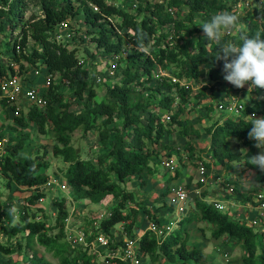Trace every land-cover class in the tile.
I'll return each mask as SVG.
<instances>
[{"label":"trees","instance_id":"obj_1","mask_svg":"<svg viewBox=\"0 0 264 264\" xmlns=\"http://www.w3.org/2000/svg\"><path fill=\"white\" fill-rule=\"evenodd\" d=\"M238 2L124 0L116 6L108 0H0V82L13 75L24 80L29 75L49 78L48 86L39 91L45 101L44 108L26 106L24 115L17 114L12 121L20 127L31 123L37 134L51 140V156L66 165L61 178L71 199L97 205L106 197L112 198L114 205L108 217L95 221L93 230L101 231L113 242L108 244L107 250L117 256L122 243L115 242L116 237L110 230L120 224L125 237L135 240L140 258L147 260V264H203L206 255L202 248L186 245L190 225L203 222L210 227L211 239L224 237L222 242L230 240L240 247L241 264H264V250L256 257L262 245L258 233L216 210L206 201L204 191L193 200L192 210L176 220L171 231L164 230L166 222L155 209L165 208L167 184L178 177V168L173 169L171 178L164 180L163 188L157 191L160 206L155 209L137 201L136 195L123 186L135 178L139 188H151L150 179L158 175V162L154 159L169 157L179 147L175 149L174 145H180L189 161H197L207 171L213 164L223 168L232 162L247 161L254 154L255 141L247 137L251 128L248 116L253 113L264 116V93L260 94L263 101L251 100L235 119L228 117L220 121L207 116L209 120L203 127L180 119L186 105L208 100L211 105L216 91L212 84L222 77L223 61L215 60L218 45L204 38L199 25L218 12L236 14ZM236 15L244 34L252 36L259 30L264 38V8L247 9ZM76 17H80L87 28L84 35L99 56L116 59V78L109 85L103 84L104 95L99 101H95L94 76L76 55V50L66 46L69 40H76L68 32L69 21ZM60 23L66 24L68 40L56 39ZM140 32L148 34L144 49L137 47ZM240 35L239 29L233 30L224 35L223 41L239 44ZM124 50L126 54L122 56ZM36 69H41V73ZM23 79L24 87L31 85ZM0 108L16 110L4 98L0 99ZM211 111L212 106H208L207 112ZM76 130L82 135L96 134L101 153L95 161L81 159L72 147L71 136ZM202 136L206 137V142L197 148ZM27 140L28 135L18 131L1 149L0 175L7 185L18 183L29 195L22 200H8L6 207L0 206V255L6 257L0 264H10V256L23 249L32 253L29 264H49L33 250L34 245L42 248L57 264H100L96 252L66 242L63 220L68 214L64 198L51 200L55 211L51 218L40 208H34L37 201L45 197L38 189L48 178L39 171L46 170L47 165L41 161L43 154L19 156ZM234 142L245 148L243 155L232 151ZM196 152L208 156L210 162H203ZM257 170V185L225 182L224 187L231 185L236 192V196L227 198L250 207L264 203V172ZM256 193L263 194L258 203L251 200ZM10 206L21 208L22 215L15 224L12 214L9 215ZM140 215L148 222H141L143 231L139 234L136 231L133 236ZM47 219L51 223L47 224ZM90 222L92 220L87 226ZM149 224L154 230L144 229ZM259 236L264 237V232ZM111 262L122 264L118 257Z\"/></svg>","mask_w":264,"mask_h":264},{"label":"rangeland","instance_id":"obj_2","mask_svg":"<svg viewBox=\"0 0 264 264\" xmlns=\"http://www.w3.org/2000/svg\"><path fill=\"white\" fill-rule=\"evenodd\" d=\"M123 1L124 0H108V2L114 3L116 6L121 5ZM245 3H247L249 6L245 7ZM237 4V14H242L247 9L252 10L253 8H264V0H239ZM69 24L70 25L68 27V32L71 34V36L74 35L73 38L74 40H76L74 42H71L69 40L66 46L68 49L76 50V55H78V57L83 61V64L88 69L89 73L94 76L93 86L96 91L95 101H99L104 95L103 86L105 84L109 85L112 79L116 78V59L113 57L101 58L99 56L98 52L94 49V45L87 42L86 35H84V32H86L87 28L83 25L80 17H76L73 20L69 21ZM15 32H17V30H15ZM89 53H91V56H88ZM125 54L126 50L122 52V56ZM36 70L40 71L41 73V69ZM158 74L162 75V72ZM29 76H27L26 80H24L21 76L20 79L27 81V84L33 85L38 91H41L47 87L45 85V79L48 78V76H37L35 78H31ZM97 78L100 80L99 83L95 81ZM52 80L53 82L55 81V79ZM212 86H214L216 91L214 94V98L211 99V105L208 103L210 102V100L200 101L195 104L186 105L184 112L180 115V119L182 121L186 120L191 121L193 123L196 122V127H203L205 126L204 124L208 122V117H210L211 120H221L222 118H226L223 117V111L218 110L221 104L220 102L224 97L227 96L229 92L238 91V88L233 87V85H230L228 82H226L223 79V76L220 77L218 81L213 83ZM254 90L257 91L256 88H254ZM253 92L254 91L251 90L243 97H240V101L243 106L247 105L251 100H254L255 98L259 101H263L260 97H256L255 93ZM208 106H212L211 113L207 112ZM16 108L18 109L17 114H20V116L22 117L26 110V103L22 97H20L18 102L16 103ZM172 109H175V106H173ZM13 117H15V115H13L12 111L0 108V149H2V146L4 144H9V142L12 141L13 138L16 136L18 131L27 134L28 140L25 142L24 148L19 153V156L33 157L35 155L42 156L43 154V159L41 161L47 165V169L40 170L39 174L47 176V180L51 183L53 182L58 184H65V182L61 178V172L65 169L66 165L60 159L51 156V140L49 138H46L45 136L37 134L31 123H27L26 127L18 126L12 121ZM165 120H167V117H165ZM171 139L175 140L173 136H171ZM205 140L206 137L202 136L200 140L197 141L198 145H196V147L201 148L206 142ZM71 145L77 151L81 159H89L95 161L96 156L101 153V149L97 142V136L94 132H88L85 135H82L79 130H76L71 136ZM177 146H179L178 149L174 150L169 157L163 156L158 159H154V161L157 160L158 162L156 163L158 175L157 177H153L150 179L151 184L149 183V185H152L151 188L149 186L139 188L137 180L135 178L129 179L123 185L127 191L132 192L136 195L137 201L144 202L147 207L153 206L155 209L157 206H160V203L156 199V197L158 196L157 191L160 190L157 186H159L160 188L161 186L163 187L165 182L162 181V178H171L174 173L173 169L178 168V177L175 180L171 179V181H169L170 183L167 184L169 190L167 189V197L164 198L165 208L161 209V207H157L155 209L157 215L161 216L163 222L167 223L168 221L177 219V217H175V205L173 204L172 199L173 191H175V189L179 188L186 191L187 195H190V198L188 197L189 201L195 200L200 195V193L205 190L204 192L209 196L212 193V196L209 199H206V201L212 204L214 200L213 202H210V199L215 197L217 198L218 196H224V191L222 189L225 188V182L235 181L241 184L242 186H248L249 184L257 185L258 183V168L249 164L247 162L248 160L232 162L223 168L213 164V166H211L210 171H207L203 169V167L199 166V163L197 161H189L186 157V153L181 149L180 145H174L175 149L177 148ZM231 149L235 153H239L241 155L245 153V148H243L239 143H232ZM259 151L260 150L256 148L253 155L257 154ZM196 156H200L203 162H210L208 156H205L203 153L196 152ZM199 184L200 186H198ZM38 192L44 194L45 197L37 201L34 208H40L42 212L47 216V218H51V215H54L55 213L54 208L51 205V200L64 198L65 209L68 214L67 219L68 221H70V226L73 225V228H75L76 230L86 229L88 221H98L102 218H105L114 205L111 197H106L105 200H103L97 205H92L86 200L78 201L75 199H71L72 197L70 198L68 190L66 191L65 189L64 191H61L58 189L57 186L53 185H51L50 188L40 187V189H38ZM28 195L29 192L23 186H20L18 183L15 182H10L7 185L6 179L2 178V176L0 175L1 207L8 206V200H22ZM149 201H152V205L151 203H148ZM14 203L10 204L13 205ZM10 208L11 209L9 210V215L12 214V223L15 224L16 221L19 220L22 215L20 213L21 208L17 206L14 207L16 209L15 212L12 211L13 207L10 206ZM184 210V214L189 210H192V204L190 205V207L187 208L185 206ZM243 211L245 214H247L248 208H245ZM137 222V228L132 231L133 236L136 234V231L138 234L140 231L143 230L141 224L144 222H148V220H142V216L140 215ZM48 223H51V221L47 219V224ZM118 226L119 224L115 225L110 230L111 233L116 237V239L121 238L119 234L120 231L119 229H117ZM260 227L261 228H252L254 232L258 233L260 243H262V245H260V248L258 247L256 253L257 258L260 253H262V251L264 250V237L259 236L260 232H264V221L262 222V224H260ZM156 232L157 234L160 233L159 231ZM209 233L210 227L208 224L199 222L190 225L189 239L186 244L187 247L195 245L200 246L202 248L201 250L207 258V254L211 252V250H215V247L217 246V243L214 241V239L210 238ZM223 238L224 237L219 238L218 241L220 242V252L213 251L211 255L212 263L241 264L239 261V257L241 255L240 247L235 242L230 240H228L227 243L222 242ZM1 240H4L3 237H1ZM128 240H132V237H128ZM256 242H258L257 237ZM33 250H35L40 256H42L45 261H47L49 264H57V261L54 260L49 254L45 253L42 248L34 245ZM94 250L95 248L90 251L96 252L97 261L99 262L98 256L101 254ZM223 250L228 252L226 253V256H222ZM31 255L32 253L30 251H28L27 249H23L22 251L14 253L10 256V264H29V258ZM5 259L6 257L0 255V260L4 261ZM141 261H143L141 262V264H147V260L142 259ZM203 264L209 263L206 262L205 259V262Z\"/></svg>","mask_w":264,"mask_h":264},{"label":"built area","instance_id":"obj_3","mask_svg":"<svg viewBox=\"0 0 264 264\" xmlns=\"http://www.w3.org/2000/svg\"><path fill=\"white\" fill-rule=\"evenodd\" d=\"M238 4L235 6V11L237 14V9H238ZM245 7H247V3L244 4ZM95 11V9H93ZM58 33L56 35V39H64L68 40L70 38L69 33H67V27L65 23H60L57 27L56 30ZM36 74V72H34ZM49 79H45V85L48 86ZM28 85V84H27ZM31 86V85H30ZM24 87L21 83V79L17 75H13L9 77L8 79H5L0 82V99L4 98L7 100L9 104H12L16 108V103L18 102L19 98L22 97L23 100L26 103L27 107L33 106L38 109H42L45 106V101L41 98L39 91L33 87ZM255 93L256 97H261L260 92L261 90L257 89L254 90L252 89ZM220 106L218 110H222L228 115H231L232 119H235L239 116L241 110L244 108L241 102H239L237 99L230 98L226 103H223L222 101L220 102ZM224 108V109H222ZM17 108L14 110L13 115H17ZM252 115V114H251ZM249 115L248 118L252 119V116ZM3 155V152L0 149V156ZM167 165V164H166ZM51 185L57 186L59 190L66 191L68 188L66 187L65 184H58V183H51L48 180L41 186V187H46L50 188ZM174 190V189H173ZM172 190V191H173ZM224 196L225 197H233L235 195V190L231 185L226 186L224 189ZM239 194H243V192L239 191ZM236 196V195H235ZM187 193L183 189H175L173 191V204L175 205V217H180L184 214V207L185 203L187 200ZM252 201L254 203H258L263 199V194L262 193H256L253 194L251 197ZM232 200V199H230ZM234 202V200H233ZM233 202L231 203V206L233 205ZM241 203V202H239ZM216 210L218 211H223L222 213L227 214V209L223 205H219V203H212L211 204ZM236 205V203H235ZM247 209L248 211H253L254 209L256 210V213H254L253 217L250 218L248 214H246L245 217L239 218L237 214L232 215L231 217L233 219L239 220L243 223H245L247 226L250 227H260V224H262L261 221H264V203L258 204L256 207H250L248 204H244L243 206L241 205L240 209ZM68 217V216H67ZM67 217L63 220L64 227H65V240L69 244L73 246H77L80 248H87L88 250H92L95 248L94 251L99 252L101 255L98 256V260L100 264H115L113 261L115 258L118 257V260L122 264H141V258H140V253L137 251L136 248V242L135 240H128L125 237V233L123 231L122 225L119 224L118 228L119 229V234H120V240L115 238V242L121 241L122 247L118 249L120 251V255L117 256L115 252H110V250H107L108 244L113 243L111 240L108 238L104 237L101 233V231L96 230L94 231L93 228H96V222L92 220L90 222L91 224L87 226L86 229L82 230H76L72 226H70V221H68ZM108 217V215L106 216ZM230 217V218H231ZM250 218V219H249ZM176 220H171L168 221L164 225V230L166 232L171 231L175 226H176ZM147 229L154 230L153 226L149 224L147 226ZM115 237V236H114ZM117 240V241H116ZM99 250V251H98ZM104 251L101 253L100 251Z\"/></svg>","mask_w":264,"mask_h":264},{"label":"clouds","instance_id":"obj_4","mask_svg":"<svg viewBox=\"0 0 264 264\" xmlns=\"http://www.w3.org/2000/svg\"><path fill=\"white\" fill-rule=\"evenodd\" d=\"M199 26L204 38L218 45L215 60L223 61L222 76L226 82L240 89L248 85V91L253 88L264 90V38L261 31H256L252 36L244 34L243 29L239 27V17L229 11L215 13ZM236 29L241 32V43L224 42V35ZM136 39L137 47L144 49L148 34L140 32ZM251 116V128L247 137L255 141L254 146L260 151L248 157L247 162L264 172V116L257 117L254 113ZM185 206L187 208L186 203ZM12 211L15 212L16 209L13 207Z\"/></svg>","mask_w":264,"mask_h":264},{"label":"crops","instance_id":"obj_5","mask_svg":"<svg viewBox=\"0 0 264 264\" xmlns=\"http://www.w3.org/2000/svg\"><path fill=\"white\" fill-rule=\"evenodd\" d=\"M26 84H27V82H26ZM230 84V83H229ZM231 85V84H230ZM234 87V86H233ZM248 88H249V86L248 85H245V87L244 88H242V89H240V88H238L237 90L238 91H231V92H229L228 94H227V96L226 97H224L223 99H222V102L223 103H226L230 98H234V99H237L238 100V98H239V102H241L240 101V97H243L244 95H246L248 92H250V91H248ZM260 92H262V93H264V90H261ZM249 95H250V93H249ZM251 96V95H250ZM251 98H252V96H251ZM226 116H225V115ZM223 117H226V118H228V117H231V115H228V114H226L225 112H223ZM225 118H222L220 121H222V120H224ZM210 171V170H209ZM155 177H157V176H155ZM167 179V177H164V178H162V181L164 182V180H166ZM165 184V183H164ZM159 189H162L163 187L161 186V188L159 187V186H157ZM205 191V190H204ZM219 193H220V190H219ZM213 195H214V193H213ZM212 196V193L210 194V196L209 195H207V197L208 198H206V199H209L210 197ZM167 197V195L165 196V198ZM189 198H190V195L188 196ZM188 197H187V200H186V205H188L187 207H190V205L192 204V202H193V200L192 201H189L188 200ZM105 200V199H104ZM213 200H214V202H213ZM210 202H213V203H219V205L221 204V205H223L224 207H225V209H227V216L230 218L232 215H235V214H237L238 216H239V218H242V217H245L246 216V214L244 213V211L243 210H239L240 209V207H241V205L243 206V204L242 203H239V202H237V201H234L233 202V200H230V199H228L227 197H225V196H218L217 198L215 197V198H212V199H210ZM233 202V205L231 206V203ZM235 203H236V205H235ZM245 208V207H244ZM248 213V216L250 217V218H252L253 217V215H254V213H256V210L254 209L253 210V212L252 211H247ZM249 218V219H250ZM261 222H263V221H261ZM146 226V225H145ZM144 229H147V226L144 228ZM143 231V230H142ZM142 231H140L139 233H141ZM138 233V234H139ZM217 244V246L215 247V250H211V252H209L208 254H207V258H206V262H208L209 264H213L212 263V260H211V255H212V253H213V251L214 252H220V245H219V243L220 242H218L219 241V239L218 240H214ZM226 253H228L227 251H224L223 250V252H222V256L223 255H227ZM209 256V257H208Z\"/></svg>","mask_w":264,"mask_h":264}]
</instances>
